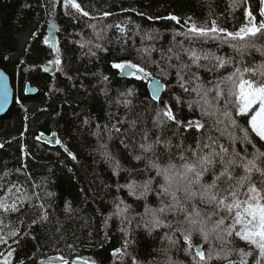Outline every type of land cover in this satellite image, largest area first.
<instances>
[{
  "label": "trees",
  "instance_id": "1",
  "mask_svg": "<svg viewBox=\"0 0 264 264\" xmlns=\"http://www.w3.org/2000/svg\"><path fill=\"white\" fill-rule=\"evenodd\" d=\"M78 2L90 13L88 17L72 9L69 15H64L61 0H0V66L10 75L16 93L9 110L0 115V145H3L0 147V196L6 195L10 183H17L30 195L39 194L40 199L33 197L31 205H50L47 208L48 220L44 222H39L42 210L28 203L17 213L0 210V221L3 222L0 234L7 235L13 229L19 232L15 238L19 243L10 239L9 245L16 250L15 260H25L27 264H35L40 258L54 254L69 258L73 264H79L73 259L95 260L96 264H121L120 256L112 254L114 249L122 246L124 239L119 231L120 221L114 216L108 220L107 226L104 221L113 211L112 201L118 195L115 191L117 180L124 183L128 172H121L119 178L114 176L112 164L102 153L107 151L122 168L131 170L137 179H142L143 174L137 170L145 168L147 157L140 162L133 159V155L140 153V137L128 132L125 142L130 147L125 149L120 143L124 137L111 129L126 114L128 119L135 118L118 102L123 99L120 93L127 89L137 93L138 99L133 98V103L137 105L134 112L159 106V101L152 100L147 80L120 76V70L111 65L130 61L145 67L152 73L151 77L160 78L165 86L161 100L168 101L173 112L185 122L202 120L205 123V128L199 132L195 128L177 130L178 135L187 138L186 144L194 147L197 137L203 140L207 135L218 137L219 133L212 126L213 117H201L199 110L189 111L187 107L186 102L196 98L195 93L184 92L176 76L181 62L190 63L177 44L184 40L177 32L186 31V28L167 17L175 15L182 22L191 17L198 25L216 19L220 27L235 31L246 23L245 8L250 5L253 13L257 14L259 7L258 0H247V3L243 0ZM104 11L111 15L103 17L101 14ZM72 15L76 16L75 20ZM51 18L55 20L54 33L62 61V71L55 70L53 73L50 70L45 72L42 67L43 63L56 59L55 51L43 41ZM33 33L36 35L33 36ZM96 33L103 38H98ZM146 34L152 39H147ZM125 39L128 40L127 46L123 44ZM81 44L84 46L81 47ZM96 44H101L106 50L97 49ZM189 46L198 48L200 44L184 43L185 48ZM203 46L219 56L234 55L233 49L219 40H204ZM169 47H173V52L167 51ZM153 48L155 51H152ZM177 52L180 53V60L175 59ZM169 56H172L170 61ZM262 59L264 57L256 51H250L246 56L249 63ZM153 60L158 61L165 72H161L152 63ZM169 64L176 67H169ZM232 70L228 67L216 73L195 66L192 68V72L198 73L205 82ZM104 75L109 77L107 82L102 80ZM190 75L185 76V81ZM28 82L37 87L35 92H26ZM186 86L191 89L195 82L186 83ZM173 96L180 97L181 102L177 104ZM145 116L148 117L147 126L151 128L150 114L145 113ZM117 127H121L123 132L129 125L117 124ZM139 130L138 126L136 132ZM53 131L61 143L51 145L48 141L37 139L42 134L51 135ZM167 135L171 136L172 132ZM179 142V139L173 140L174 144ZM221 142L227 143V139L221 138ZM63 145L76 156V160L68 155ZM102 145L107 147L102 148ZM173 151L177 152L176 149ZM105 184L112 187L106 188ZM47 192L55 195L47 197ZM66 202H71V211H65ZM127 203L133 204L135 211H143L142 206L137 207L132 198H127ZM33 220L38 222L33 224ZM133 229L136 244L129 247L131 254L144 262L164 259L159 250L166 246V242L162 245L159 237L166 230H158L153 236H148L142 228L135 229V221ZM25 232L29 235L25 236ZM32 236L36 239L33 240ZM194 242L202 243L196 238ZM68 244L74 245V250L68 248ZM241 246L242 243L236 244V247ZM204 247L207 250V245ZM8 250V245H0V253L6 254ZM170 254L173 259L187 260L183 251L172 249ZM28 257L34 258L28 260ZM126 264H130V260H126Z\"/></svg>",
  "mask_w": 264,
  "mask_h": 264
},
{
  "label": "snow or ice",
  "instance_id": "2",
  "mask_svg": "<svg viewBox=\"0 0 264 264\" xmlns=\"http://www.w3.org/2000/svg\"><path fill=\"white\" fill-rule=\"evenodd\" d=\"M61 2L66 16L69 15L70 9L84 17L90 15L78 0ZM243 2L247 3V0ZM258 3L257 14L253 13L250 5L245 8L246 23L235 31L220 27L216 19L198 25L191 17L183 22L175 15L167 17L182 28H186V31L177 32V35L184 37V40L177 44L190 63L181 62L176 76L184 92L195 93L196 98L187 101V107L189 111L199 110L201 117H213L212 126L219 133L218 137L207 135L203 140L197 137L194 147L186 144L187 138L178 135L177 130L195 128L199 132L205 128L202 120L185 122L173 112L169 102L161 100L158 95H153L152 100L159 101V106L134 112L137 105L133 103V98L138 99L137 93L133 89L120 93L123 99L118 102L135 118L128 119L126 114L117 121V124L123 126L127 123L129 128L122 132L121 127L113 124L111 130L124 137L120 143L125 149L130 147L125 142L128 139V132H134L140 137L141 142L140 153L133 155V159L140 162L147 157L145 168L137 170L143 174V178L137 179L131 170L122 168L119 161L110 153L107 151L102 153L112 164L114 176L119 178L121 172H128L124 183L117 180L115 191L118 195L112 201L113 211L104 221L105 226L113 216L120 221L119 231L124 239L122 246L114 249L112 254L120 256L121 264H126V260H130V264H219V262L264 264V59L251 63L246 60L250 51L259 52L261 57H264V0H258ZM101 15L108 17L111 13L104 11ZM71 18L75 20L76 16L72 15ZM90 27L95 28L96 25ZM32 35L35 36L36 33ZM96 35L100 39L103 38L100 33ZM146 38L152 39L147 34ZM51 39L50 47L55 51L56 59L49 63L54 65L57 71H62L61 49L57 46L55 37L52 36ZM173 40L175 41V36ZM204 40H219L226 43L233 49L234 55L224 57L205 50ZM44 42L47 44L49 37H45ZM185 42H199L200 46L185 48ZM123 44L127 46L128 40L125 39ZM83 46L81 44V47ZM95 47L106 50L101 44H96ZM167 51L173 52V47H169ZM175 59H181L179 52L175 54ZM168 60H172V56H169ZM152 63L160 68L158 61L153 60ZM111 66L121 70L123 76L143 79L152 75L145 67L130 61L114 62ZM193 66L216 73L228 67L233 70L205 82L198 73L192 72ZM169 67L176 65L169 64ZM44 71L47 72L48 68L46 67ZM160 71L165 72V69L160 68ZM189 73L191 75L188 81H185V76ZM102 80L107 82L109 77L104 75ZM192 82H195V86L189 89L186 83ZM152 85L153 92L159 93L161 88L159 81L153 79ZM8 99L7 82L0 80V109L7 104ZM173 100L177 104L181 102L177 96H173ZM145 113L150 114L151 128L147 126L148 117ZM138 126L140 130L136 132ZM169 131L172 132L171 136L167 135ZM221 138H226L227 143H222ZM174 139H179L180 142L174 144ZM56 143L59 144L61 141L57 140ZM238 145L243 147L238 149ZM101 147L106 148L107 145ZM65 151L76 160L71 151L67 148ZM28 175L31 179V175ZM104 187L110 189L112 185L105 184ZM119 193L126 195L121 196ZM54 195L52 192L46 193L47 197ZM33 197L40 199L38 193L30 195L26 189L22 190L21 185L10 183L6 188V195L0 196V210L17 213L28 203L42 210L39 222L47 221V208L50 205L46 206L44 203L31 205ZM127 198H132L137 207L142 206L143 211H135L133 204L127 203ZM70 203L66 202V212L71 211ZM134 221L135 229L142 228L148 236H153L158 230H166L159 237L162 245L166 242V246L159 250L164 259L159 262L154 260L144 262L128 251L129 247L136 244L133 234ZM37 222L32 221L33 224ZM2 223L0 221V224ZM18 235L19 232L15 229L7 235L0 234V245H8L10 249L6 254L0 253V264H27L25 260H15L16 250L9 245L10 239L16 244L19 243L15 239ZM24 235L27 236L29 233L25 232ZM194 238L202 243L194 242ZM32 239L35 240L36 237L32 236ZM237 243H242L243 246L236 247ZM204 245H207V250ZM67 247L74 250L72 244H68ZM172 249L183 251L187 260L173 259L170 254ZM33 258L28 257V260ZM57 260L60 264H73L63 255L49 256L44 261L38 260L37 264H54ZM82 264H96V261L83 259Z\"/></svg>",
  "mask_w": 264,
  "mask_h": 264
},
{
  "label": "water",
  "instance_id": "3",
  "mask_svg": "<svg viewBox=\"0 0 264 264\" xmlns=\"http://www.w3.org/2000/svg\"><path fill=\"white\" fill-rule=\"evenodd\" d=\"M50 27H51V29H49V35L50 36L49 35L48 36H49V40L52 41V39H51L52 36H54L55 39H56V36L53 33H51L52 32L51 30H56L55 20L52 19V18L50 19ZM56 43H57V40H56ZM50 67L51 66H47V68L52 71V69ZM120 76H123L121 74V72H120ZM124 77H129L130 78V77H133V76H124ZM143 79L147 80V82H148V89H149L152 97H153V95H158L160 97L163 94L164 89H165V86H164L163 81L160 78L151 77L150 76V77H146V78H143ZM153 79L159 81V83L161 85V88H160L159 93H154L153 92V85H152ZM0 80H6L7 86H8V90H9V99H8V102H7V104L2 109H0V115H3V114H5L9 110V108L11 107V105L13 103L14 96H15V88H14V86L12 84L10 75L1 66H0ZM36 90H37V87L30 86V84H27V92L28 93H33ZM41 139H46L50 143H52L54 145L58 144V143H56V141L59 140L58 137H57V133L55 131H53L51 135H46V134L41 135ZM49 256H53L54 257V256H60V255L59 254H54V255H49ZM49 256L42 257L39 260L40 261H44ZM65 258H67V257H65ZM73 261L76 262L77 260L76 259H73ZM35 264H37V262ZM54 264H60V262L57 260V261H54Z\"/></svg>",
  "mask_w": 264,
  "mask_h": 264
},
{
  "label": "flooded vegetation",
  "instance_id": "4",
  "mask_svg": "<svg viewBox=\"0 0 264 264\" xmlns=\"http://www.w3.org/2000/svg\"><path fill=\"white\" fill-rule=\"evenodd\" d=\"M48 25H50V22L48 23ZM49 29V28H48Z\"/></svg>",
  "mask_w": 264,
  "mask_h": 264
},
{
  "label": "crops",
  "instance_id": "5",
  "mask_svg": "<svg viewBox=\"0 0 264 264\" xmlns=\"http://www.w3.org/2000/svg\"><path fill=\"white\" fill-rule=\"evenodd\" d=\"M34 86V85H33Z\"/></svg>",
  "mask_w": 264,
  "mask_h": 264
}]
</instances>
